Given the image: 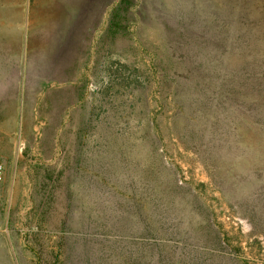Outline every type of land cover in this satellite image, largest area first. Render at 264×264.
<instances>
[{"label":"rangeland","instance_id":"obj_1","mask_svg":"<svg viewBox=\"0 0 264 264\" xmlns=\"http://www.w3.org/2000/svg\"><path fill=\"white\" fill-rule=\"evenodd\" d=\"M0 0V264H264V0Z\"/></svg>","mask_w":264,"mask_h":264},{"label":"trees","instance_id":"obj_2","mask_svg":"<svg viewBox=\"0 0 264 264\" xmlns=\"http://www.w3.org/2000/svg\"><path fill=\"white\" fill-rule=\"evenodd\" d=\"M139 3L143 0H120L110 15L108 33H119L124 24L135 25L136 17H140Z\"/></svg>","mask_w":264,"mask_h":264},{"label":"built area","instance_id":"obj_3","mask_svg":"<svg viewBox=\"0 0 264 264\" xmlns=\"http://www.w3.org/2000/svg\"><path fill=\"white\" fill-rule=\"evenodd\" d=\"M6 177V164L3 157L0 155V191L3 187Z\"/></svg>","mask_w":264,"mask_h":264}]
</instances>
